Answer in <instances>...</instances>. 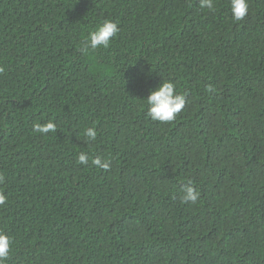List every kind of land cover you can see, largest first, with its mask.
Returning a JSON list of instances; mask_svg holds the SVG:
<instances>
[{"label": "trees", "instance_id": "obj_1", "mask_svg": "<svg viewBox=\"0 0 264 264\" xmlns=\"http://www.w3.org/2000/svg\"><path fill=\"white\" fill-rule=\"evenodd\" d=\"M230 7L0 0L5 264H264V0ZM104 20L119 33L83 54ZM162 78L188 94L168 123L144 100Z\"/></svg>", "mask_w": 264, "mask_h": 264}, {"label": "clouds", "instance_id": "obj_2", "mask_svg": "<svg viewBox=\"0 0 264 264\" xmlns=\"http://www.w3.org/2000/svg\"><path fill=\"white\" fill-rule=\"evenodd\" d=\"M230 11L234 20L242 21L249 13V0H230ZM201 9H207L210 12L216 10V0H199ZM120 28L117 22L111 20H104L95 30L91 31L81 46V52L87 54L89 50L95 51L98 48H108L112 40L119 33ZM5 71L0 67V74ZM209 93H214L215 88L211 85L206 89ZM187 93H180L176 90V85L171 80L162 78V83L159 84L154 90H151L146 99L148 106V116L152 121L160 123L172 122L176 119L177 115L184 109L187 102ZM33 131L41 135H46L49 132L56 131V124L49 120L45 124L34 123ZM85 135L89 141L97 139L96 128L90 127L85 131ZM78 162L83 165H88L89 156L86 152H81L78 156ZM91 164L101 170H110L111 161L109 159H102L95 157L91 159ZM4 175L0 173V184L4 182ZM200 199V192L192 186L189 181L188 185L183 189L181 196L182 203L195 204ZM8 197L3 191H0V206L6 204ZM12 238L0 231V264H5L9 259L10 248L12 245Z\"/></svg>", "mask_w": 264, "mask_h": 264}]
</instances>
